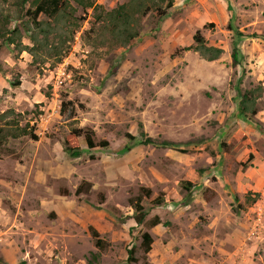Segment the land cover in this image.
Segmentation results:
<instances>
[{
	"label": "rangeland",
	"instance_id": "374dc122",
	"mask_svg": "<svg viewBox=\"0 0 264 264\" xmlns=\"http://www.w3.org/2000/svg\"><path fill=\"white\" fill-rule=\"evenodd\" d=\"M79 1L92 5L71 0L63 38L42 40L36 58L18 52L32 47L18 22L0 20V264H264V91L257 124L242 119L230 59L239 31L241 87H264V0H175L164 18H141L127 48L98 22L127 0ZM197 30L221 57H172ZM141 131L179 146L143 145Z\"/></svg>",
	"mask_w": 264,
	"mask_h": 264
},
{
	"label": "trees",
	"instance_id": "16d2710c",
	"mask_svg": "<svg viewBox=\"0 0 264 264\" xmlns=\"http://www.w3.org/2000/svg\"><path fill=\"white\" fill-rule=\"evenodd\" d=\"M77 4L83 5L84 12L86 8H90L92 2L88 1L82 4L79 0H74ZM175 0H127V3L117 6L109 12H105L103 16L98 18L102 28L109 33L112 42L120 47L127 48L140 36L139 26L140 19L148 15L150 12H154L156 17L160 20L167 15V12L172 8ZM71 0H17L19 9L17 11H6L0 9V20H8L11 18L13 21L18 22L21 26L26 38L32 43L31 48H27L22 43H17L18 52H27L32 58L37 57V49L42 46V40L47 39L49 35L53 34L58 36V40L63 38L59 30H63L66 19L68 18V9ZM26 5L28 7L26 8ZM3 14H6L3 18ZM16 14V15H15ZM40 16L45 18L44 21L39 20ZM64 22V23H63ZM62 23V24H61ZM67 23V22H66ZM212 27V25H209ZM18 31L17 27H14L12 32ZM58 33V34H56ZM243 38L242 33L234 31L233 39L231 41L230 59L231 66L233 68H240L239 76L236 80L234 89L236 92V110L242 119L247 122L257 124L255 122V115L257 113V102L261 98L264 87L259 83L258 85L249 89H243L242 81L245 77V69L242 67V59L239 52L240 40ZM12 39H10V42ZM47 46V43L44 45ZM192 49L202 59L213 62L218 60L223 54V50L219 47L210 46L207 44L205 38L199 30L195 31L192 36V45L187 48L176 50L171 56L177 57L184 51ZM80 109L83 108L79 105ZM68 113V118L75 116V106L71 101H64L60 106V114ZM72 134L76 137H83L88 149L95 147L94 132L87 129H73ZM128 136V142L134 140V137ZM140 143L143 145H155L161 148H178L179 144L171 141H156L148 137L143 131L140 133ZM100 146L105 147L106 143H100ZM64 151L72 158L79 157L80 151L68 146L64 147ZM188 183L183 182L182 185L186 186ZM90 185L86 182L80 184L76 190L75 195L87 193ZM133 204L134 208V220L136 224H142L145 218V213L142 210L140 203ZM156 206L162 204L163 199L158 197L154 201ZM158 224V219H154L151 222L152 226ZM93 237L95 239V247L102 249L103 245L99 239H97V233L93 231ZM142 246L144 252L150 250L152 244L151 236L148 233H144ZM132 252L129 251V254ZM130 255L128 261L133 260Z\"/></svg>",
	"mask_w": 264,
	"mask_h": 264
}]
</instances>
